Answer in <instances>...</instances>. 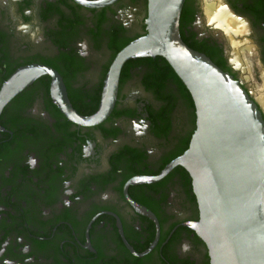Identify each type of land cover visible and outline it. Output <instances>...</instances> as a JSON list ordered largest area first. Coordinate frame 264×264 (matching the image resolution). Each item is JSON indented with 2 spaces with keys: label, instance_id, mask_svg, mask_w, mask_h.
I'll return each instance as SVG.
<instances>
[{
  "label": "flooded vegetation",
  "instance_id": "obj_1",
  "mask_svg": "<svg viewBox=\"0 0 264 264\" xmlns=\"http://www.w3.org/2000/svg\"><path fill=\"white\" fill-rule=\"evenodd\" d=\"M103 1L0 0V91L17 70L40 64L58 72L80 115L97 114L112 63L146 33L149 13V0ZM207 3L243 24L234 39L252 47L253 68L264 67V0H185L180 20L183 38L258 99ZM171 68L161 56L126 61L113 106L94 124L67 117L51 74L4 106L0 264H211L195 228L193 178L181 164L169 168L197 122Z\"/></svg>",
  "mask_w": 264,
  "mask_h": 264
},
{
  "label": "water",
  "instance_id": "obj_2",
  "mask_svg": "<svg viewBox=\"0 0 264 264\" xmlns=\"http://www.w3.org/2000/svg\"><path fill=\"white\" fill-rule=\"evenodd\" d=\"M184 3L149 0L147 31L116 56L97 114L80 115L58 72L40 64L17 70L5 82L0 113L15 95L46 73L54 78L52 95L67 117L94 124L113 106L126 61L165 58L189 90L197 115L188 149L169 168L181 164L193 178L200 207L195 228L208 246L211 264H264V106L232 73L184 40L180 27Z\"/></svg>",
  "mask_w": 264,
  "mask_h": 264
},
{
  "label": "bare ground",
  "instance_id": "obj_3",
  "mask_svg": "<svg viewBox=\"0 0 264 264\" xmlns=\"http://www.w3.org/2000/svg\"><path fill=\"white\" fill-rule=\"evenodd\" d=\"M205 11L208 14L209 20H217L219 21V24L224 28L226 32V36L230 42V44L233 46V50L237 54L236 59L237 62H242L246 65L242 66L243 70H247L249 65L250 59L249 56L253 53L251 46H245L243 48H239L238 43L234 39V35L241 32V30L244 28L243 24H240L236 20H234L227 9L222 8L220 5L217 6L215 3H207L205 7ZM251 67V66H250ZM249 70V69H248ZM260 89V87H259ZM259 100L264 106V93H260L258 96Z\"/></svg>",
  "mask_w": 264,
  "mask_h": 264
},
{
  "label": "rangeland",
  "instance_id": "obj_4",
  "mask_svg": "<svg viewBox=\"0 0 264 264\" xmlns=\"http://www.w3.org/2000/svg\"><path fill=\"white\" fill-rule=\"evenodd\" d=\"M245 47V46H244ZM254 54V53H253ZM252 54V55H253ZM249 56V70H244L247 73L249 72L250 74H245V76L247 75V78H250V76L253 79V85L252 88H254L253 92H255L254 94L256 95V97L258 98V96L260 95V93H264V67L263 66H254L253 68L250 67L252 66V62H251V56ZM252 70V71H251ZM260 87V89H259ZM259 99V98H258Z\"/></svg>",
  "mask_w": 264,
  "mask_h": 264
},
{
  "label": "trees",
  "instance_id": "obj_5",
  "mask_svg": "<svg viewBox=\"0 0 264 264\" xmlns=\"http://www.w3.org/2000/svg\"><path fill=\"white\" fill-rule=\"evenodd\" d=\"M185 40V39H184ZM186 41V40H185ZM187 42V41H186ZM188 43V42H187ZM189 44V43H188ZM190 46H192L191 44H189ZM193 47V46H192ZM195 48V47H193ZM162 59H164V61L168 64V66L171 68V65L167 62V60L165 58L162 57ZM172 69V68H171Z\"/></svg>",
  "mask_w": 264,
  "mask_h": 264
}]
</instances>
